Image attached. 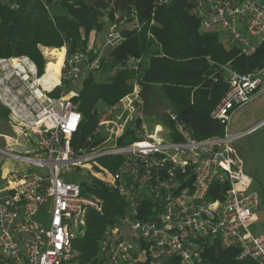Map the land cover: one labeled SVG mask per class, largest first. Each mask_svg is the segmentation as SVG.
Instances as JSON below:
<instances>
[{"label": "built area", "instance_id": "obj_1", "mask_svg": "<svg viewBox=\"0 0 264 264\" xmlns=\"http://www.w3.org/2000/svg\"><path fill=\"white\" fill-rule=\"evenodd\" d=\"M187 1L200 28L224 34L221 42L240 54L248 57L264 42V0ZM18 6V0H0V7ZM107 25L96 50L67 57L62 46L54 86L42 84L28 56L0 58V101L19 130L0 153L20 165L0 177V264H80L76 243L88 222L105 212L98 194L103 188L122 201L102 228L96 264H209V249H235L237 261L264 264V210L260 230L251 231L260 197L242 170L229 128L233 111L264 93V64L245 73L225 66L228 88L211 112L222 135L195 139L171 111L172 126L154 122L150 129L135 83L112 104L98 101L94 126L74 148L83 122L78 92L50 93L61 81L81 83L83 69L98 67L122 41L117 23ZM138 62L130 56L116 67L137 70ZM100 158L108 159L106 166ZM83 171L85 177L73 182ZM40 213L46 221L37 220Z\"/></svg>", "mask_w": 264, "mask_h": 264}, {"label": "trees", "instance_id": "obj_2", "mask_svg": "<svg viewBox=\"0 0 264 264\" xmlns=\"http://www.w3.org/2000/svg\"><path fill=\"white\" fill-rule=\"evenodd\" d=\"M15 9L0 7V58L25 55L37 66L38 76L43 74L45 59L39 45L52 48L66 46V56L76 50H85L90 32L103 26L101 16L106 12L109 22L118 20L134 22L122 27V41L100 59L101 72L113 71L105 79H96L97 69L89 70L82 80L75 101L82 113L83 122L75 135L72 147L84 141L96 120L99 100L111 103L132 89L128 80L135 78L144 101V112L161 123L168 120L167 111L190 127L195 139L222 135L223 126L212 118L211 112L226 92L225 66L240 73L254 71L264 64V42L255 52L244 56L234 46L226 47L219 33L202 30L199 20L189 13L187 0H115L125 16L116 17L108 8L111 0H18ZM52 9V17L48 9ZM90 53L92 61L95 54ZM139 60L137 70L117 68L130 57ZM116 67V68H115ZM46 71L59 72L58 66L48 64ZM68 82L61 81L50 93L58 96ZM6 108L2 116H6ZM98 194L105 201L103 216L88 222V231L76 246L82 252L80 264H96L94 256L102 225L111 219V206L121 201L114 193L101 189ZM213 196L212 198H214ZM211 198V199H212ZM110 210V211H109ZM99 223L101 226H99ZM235 249H209V264H253L246 259L237 261Z\"/></svg>", "mask_w": 264, "mask_h": 264}, {"label": "rangeland", "instance_id": "obj_3", "mask_svg": "<svg viewBox=\"0 0 264 264\" xmlns=\"http://www.w3.org/2000/svg\"><path fill=\"white\" fill-rule=\"evenodd\" d=\"M111 1L112 2L110 3V6H108V8H110L111 10H113L115 12L116 17L120 18V16H125L124 11H121L119 9L120 7L115 4V0H111ZM107 11L108 10L105 9V11L103 12V15L101 16V21H103L102 28L99 31H97V32H94V31L90 32V35H89V38L90 39H89L88 45L92 49H95L96 50V48H99L100 45L103 42L104 37H105L106 31H107V28H108V25H107L108 19L106 18V12ZM49 15L52 17V15H53L52 9H49ZM116 23H117V28L120 31L122 29V27H124V26L125 27H128V28L131 27L134 22L126 21V20H124V17H123V20H118ZM223 36H224V34H222V33L219 35L220 38H222ZM225 46L226 47H229L230 45L229 44H225ZM63 48L64 47L52 48L51 49L50 47H46V46H43V45H39V49L42 52L43 58L45 59V63H44V67H43V74L46 72V67H47L48 64H55L56 66H58V70H59V63H60V61L62 60V58L64 56V50H63ZM83 68H84V65H83ZM96 68H98V67H96ZM83 70H84L85 75L87 76L88 70H86V68H84ZM112 74H113V71L101 72L100 71V68H98L97 69V72H96V79H105L108 76L111 77ZM81 83L80 82H70L69 81L67 83V85H65L64 88H66L68 90H73V91L79 93V90L81 89ZM128 83L132 84V86H133L137 82H136V79L135 78H131V79L128 80ZM137 84L140 87L139 83H137ZM140 90H141V88H140ZM0 105L2 106L1 103H0ZM1 106H0V111L3 110V109H1ZM243 106H245V107L239 109L240 110L239 111V114L240 115H238V117H236V120H234V121L237 124L238 119L240 117H242V120L241 121L247 120V124L244 125V127L246 128L247 126L253 125L256 122L257 115L254 113V110L256 109L257 106L254 103H252V102H248V105L245 104ZM162 108H163L162 111L164 110L163 112H165V114H166V111L167 110L168 111H171L170 109H165V107H162ZM6 111H8L7 108H6ZM146 114L147 113H145V115ZM146 117L148 118L147 119V123L149 125V128L151 129L153 127L154 122H157V121L154 120V119H152L153 117H150L149 114L146 115ZM159 123H161V122H159ZM234 123L232 124L233 126H234ZM253 131L254 130H251V132L244 134L242 137H240V139H235L236 141L234 140L233 144L236 145V146H237V144H238V146H241L242 143H244L245 146H247V147L249 146L251 148L252 145H253V142H254L253 141V138L255 136L254 133H253ZM0 133L2 135L3 134H10L11 133V130H10L9 125L6 124L1 117H0ZM0 148L1 149H5L6 148L5 143L3 141V138H0ZM248 157H249V155L246 156V158H248ZM249 159L250 158H248V162H249ZM98 162L101 163V165L106 166L107 165V162H108V159L107 158H100V159H98ZM17 169H18V165H17L16 162H14L13 160H10V159L6 158L4 156V154L0 153V177L4 173L11 172V171H14V170H17ZM84 174H85L84 171L83 172H80L78 175H76V176L73 177L72 181L75 182V183H79L85 177ZM260 186H261V188H264V184H261L260 183ZM252 189H254L253 184H252ZM258 189H260V188H258ZM255 191L258 192L259 197L261 198L262 197L261 196L262 195L261 194L262 192L261 191H258V190H255ZM263 193H264V190H263ZM114 194L117 195V196L114 197L116 200L122 201L121 198L118 196L117 193H114ZM261 200L263 201L262 204L264 205V194H263V198H261ZM114 207L117 208L118 207L117 204H114V205L111 206V211L112 212H113ZM114 215H116V214L115 213L111 214L112 217ZM37 220L46 221L47 220L46 214H44V213L38 214ZM104 225H105V222L102 225V228L104 227ZM99 226H101L100 223H99ZM249 229L251 231H253V232H255L256 229L258 231L260 230V216H259V221L256 222V223H254L252 226H250Z\"/></svg>", "mask_w": 264, "mask_h": 264}, {"label": "crops", "instance_id": "obj_4", "mask_svg": "<svg viewBox=\"0 0 264 264\" xmlns=\"http://www.w3.org/2000/svg\"><path fill=\"white\" fill-rule=\"evenodd\" d=\"M56 73H58V72H56ZM249 102H252L257 106L256 109L254 110V113L257 115L256 122L253 125H249L245 128L244 125L247 124V120L241 121L242 117H240L238 119L237 124H236V122L234 120H236V117H238V115H240L239 109L245 107V106H242V107H239L236 110H234L233 113L231 114L230 121H229V128H230L231 133L237 137L236 139H240V137H242L244 134L251 132V130H254L253 133L255 136L253 138L254 142H253V145L251 148L249 146L248 147L245 146L244 143H242L241 146H238V144H237V146L236 145H234V146H235L238 157L241 158L243 172L252 181L251 188H252V184H253V187L255 190L262 192L261 193L262 195L261 194L260 195L262 196L261 198H263L264 188H261L260 183L264 184V93L258 94ZM0 103L2 104L1 101H0ZM247 105H248V103H247ZM5 107L6 106H4V104H2L1 109H4ZM0 117L3 119V121L6 124L9 125L10 130H11L10 134H3L2 135L0 133V138H3L5 146L7 147V145H8L7 141H9L8 138L17 136L19 130L16 127L15 123L13 122L12 115L9 113V111L5 117L2 116V114L0 113ZM233 123H234V126L232 125ZM248 155H249L248 158H250L249 162H248V158H246V156H248ZM19 166L20 165L18 164V167ZM258 188H260V189H258ZM261 198H260V202H261L260 203V210L257 211L258 218L260 216V219L262 216V211L264 210V205L262 204L263 201L261 200Z\"/></svg>", "mask_w": 264, "mask_h": 264}, {"label": "bare ground", "instance_id": "obj_5", "mask_svg": "<svg viewBox=\"0 0 264 264\" xmlns=\"http://www.w3.org/2000/svg\"><path fill=\"white\" fill-rule=\"evenodd\" d=\"M64 50V48H63ZM62 61H63V58L62 60L60 61L59 63V72H60V68H61V65H62ZM59 72L56 73L54 71H46L43 76L41 77V82L43 85H48V86H54L56 84L59 83Z\"/></svg>", "mask_w": 264, "mask_h": 264}]
</instances>
